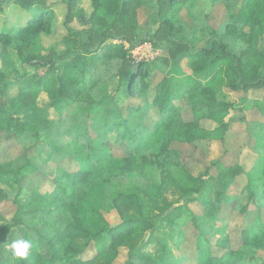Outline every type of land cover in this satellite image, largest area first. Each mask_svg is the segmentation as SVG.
Here are the masks:
<instances>
[{
    "label": "trees",
    "instance_id": "16d2710c",
    "mask_svg": "<svg viewBox=\"0 0 264 264\" xmlns=\"http://www.w3.org/2000/svg\"><path fill=\"white\" fill-rule=\"evenodd\" d=\"M77 1L0 0V14L5 26L0 29V43L9 45L14 30L18 41L17 52L26 63L42 64L51 69V63L62 62L60 74L57 73L58 68L43 74L14 73L13 85L17 90L7 104L0 102V115H5L0 131L20 134L32 123L44 122L36 106L38 93L43 89L51 105L60 114L47 139L51 147V159L58 162L65 158L69 160L68 167L57 165L55 169L53 183L54 196L58 198L56 204H51L44 194L35 189L25 191L21 187V182L28 175L29 165L12 169L0 162V179H7L17 185L19 192L16 196L26 204L24 207L16 201L11 220L0 225V249L5 237L13 230L18 232L20 238L30 239L33 243L27 258L15 259L0 254V264H90L91 260L82 258L79 255L81 250L72 243L85 238L94 242V238L98 237L106 241L114 254L119 247L127 249L128 257L124 264H155L156 261L146 252L151 240L160 245L166 257L173 259L172 246L165 235L160 231L155 232L160 225V218L164 215L177 228L176 218L185 211L183 205L193 202H200L208 217L217 216L223 205L231 200L227 190L241 167L226 166L217 161L214 162L216 176H193L181 164L179 152L170 145L174 141H195L201 132L198 121L203 116L220 119L222 131L228 130V117L234 104L219 100L218 89L227 88L235 92L264 86V51L256 50L252 43L257 32L264 33V0H224L228 7L232 1H239L235 11H229L224 34L235 32L245 45L240 52L233 51L223 35L211 28L207 31L209 37L205 44L190 50L185 30L179 26V19L161 17V13L176 5L177 0L155 1L150 17L161 24L157 29L159 33L156 31L150 36L145 35L141 42L153 40L167 45L168 55L158 59L157 67L160 70L170 58L174 64L180 60L187 62L190 69L185 84L188 90L184 93L187 100L181 109L188 108L194 119L183 120L178 102L166 87L159 85L152 104L165 116L162 129L156 134L153 132L152 139H147L149 142L146 140L136 147L130 155L121 159L116 168L104 175L106 191L96 198L90 195L92 173L96 167L91 137L87 130L68 127L67 118L78 115L83 111L82 108L91 109L100 103L96 77L100 67L115 63L117 71L125 80L127 94H140L147 90L149 74L145 70L146 63L129 58L122 43L109 42H133L137 27L136 9L141 0H89L93 9L89 15L91 26L87 29L69 25L71 11ZM58 2L66 5L65 18L59 27L65 47L61 54H57L54 49L46 53L40 49L43 46L42 39L54 32L56 19L52 5ZM161 29L168 32L164 33ZM157 34H160V39H157ZM122 65H125L123 72ZM5 83L6 76L0 69V96L6 90ZM14 102L21 105V111L14 112L11 109ZM64 136H67L65 142ZM258 165L263 169L264 154L259 156ZM169 175L175 178L180 200L184 201L173 208L162 193V185ZM260 183L264 196V176ZM255 195H249L252 204L256 203ZM3 197L0 189V199ZM95 203L106 213L114 211L119 222L107 225L100 233H92L83 221L89 206ZM247 207L248 204L242 205L241 210ZM132 209H136L137 213L127 216ZM194 218L196 216H192L191 220ZM240 233L241 245L238 250L233 251L228 246L229 235L225 231L219 233L214 248L223 249L227 254H236V264H264V259L257 256L259 250H264V220L248 224ZM207 236L200 233L195 243H208ZM181 241L176 242L175 246ZM59 245H62L61 249ZM200 260L198 264H228L224 256L212 254L210 248L205 258L200 257ZM101 264L113 263L107 260Z\"/></svg>",
    "mask_w": 264,
    "mask_h": 264
},
{
    "label": "rangeland",
    "instance_id": "374dc122",
    "mask_svg": "<svg viewBox=\"0 0 264 264\" xmlns=\"http://www.w3.org/2000/svg\"><path fill=\"white\" fill-rule=\"evenodd\" d=\"M155 1L141 0L140 6L136 9L137 27L133 42L109 40L113 44L122 43L124 49L128 51L129 58L133 57L136 61L146 63L149 88L140 94H127L124 89L123 75L117 71L115 63L110 62L107 67H100L101 70L96 76L97 89H100L98 96L100 103L97 107L87 110L82 108L83 111H80L78 115H70L67 118L68 127L79 131L87 130L91 137L92 153L96 160L90 188V195L94 198L102 196L106 191L104 175L116 168L123 157L130 155L147 139L150 141L151 136L162 129L165 116L152 104L158 86L163 85L169 90L180 109L187 100V96L184 95L188 90L185 84L190 72L187 62L180 60L178 64H174L170 58L166 64L163 63L160 70L157 67L158 59L168 55L167 45H161L153 40L141 42L145 35H152L161 26L159 21L154 22L150 17ZM177 1L171 9L161 13V17L179 19V26L185 30L184 34L188 38L190 50L205 44L209 37L207 33L209 28L221 33L233 51L240 52L245 48L235 32L224 34L225 23L229 20V11H235L239 1H232L230 7L224 0ZM52 8L55 12V29L53 34L43 37V46L40 49L46 53L54 49L57 54H61L65 45L61 41L59 27L65 18L66 5L58 2L54 3ZM92 9L93 6L89 0H78L71 11L69 25L77 29L90 28L89 15ZM4 27L0 14V29ZM161 30L164 33L168 32L165 29ZM11 34L13 38L9 45L0 43V69L6 76L4 87L6 90L0 96L2 104H7L16 93V86L13 85L16 71L43 74L58 68L57 73L60 74L62 70V62L51 63V69L45 68L42 64L26 63L17 52L18 41L14 36L15 31L13 30ZM157 39H160V34H157ZM252 43L256 50L264 51V33L257 32ZM124 67L125 65H122V72ZM218 99L234 104V109L228 117L230 125L226 132L222 131L220 119L203 116L198 121L201 132L195 141H174L170 146L179 152L181 164L193 176L202 175L204 178L216 176L217 169L214 162L217 161L226 166H240V173L227 190L231 200L223 205L215 217H208L200 202L184 204L185 211L176 218L177 228L163 215L155 232L160 231L165 235L168 244L172 246L174 257L173 259L166 257L160 245L151 240L146 247V252L156 261L155 264H198L201 261L200 257L205 258L208 248L212 254L224 256L228 264H236L238 260L236 254H227L223 249L214 248L215 241L220 236L219 233L222 231L228 233V246L236 251L241 245V230L248 224L264 220V196L260 183L264 176V166L260 169L258 165L259 156L264 154V86L235 92L220 88ZM11 106L14 112L22 110L17 102ZM36 106L39 115L45 119L44 122L32 123L20 134L0 131V162L12 169L24 164L29 165L28 175L21 182V187L25 191L35 189L44 194L51 204H56L58 198L54 196L53 183L55 169L57 165L68 167L69 160L65 158L58 162L51 159V147L47 144V139L51 136V127L57 122L60 114L51 105V100L43 89L38 93ZM181 117L186 121L194 119L188 108L181 109ZM4 121L5 115H0V126ZM63 141H67V136L63 137ZM0 189L4 195L0 199L1 225L11 220L16 210V201L24 207L26 204L22 198L16 196L19 187L12 181L1 178ZM162 193L167 201L172 203L171 208L184 202L180 200V192L172 175H169L162 185ZM251 193L256 194L255 204L250 202ZM245 204H248V207L241 210V206ZM136 213L137 210L132 209L127 216H134ZM192 216H196V219L191 220ZM118 222L119 219L114 211L106 213L95 203L94 206L93 204L89 206L83 224L95 233L104 231L107 225ZM200 233L208 235V243L202 242L200 245L195 243ZM147 237L148 235L145 239ZM15 238H20L16 230L5 237L0 249L1 256H11L6 250V242ZM181 239L182 241L176 247L175 243ZM72 245L81 250L79 255L82 258L91 260L90 264H101L107 260L113 264H124L128 257L125 247L117 248L114 254L106 241L99 237L94 238V242L88 238L76 239ZM58 248L61 249L62 245ZM257 256L264 259V250H259ZM171 260L176 263H172Z\"/></svg>",
    "mask_w": 264,
    "mask_h": 264
},
{
    "label": "clouds",
    "instance_id": "9594fccd",
    "mask_svg": "<svg viewBox=\"0 0 264 264\" xmlns=\"http://www.w3.org/2000/svg\"><path fill=\"white\" fill-rule=\"evenodd\" d=\"M32 247V241L26 238H15L6 242V250L15 259L27 258Z\"/></svg>",
    "mask_w": 264,
    "mask_h": 264
},
{
    "label": "water",
    "instance_id": "95a60500",
    "mask_svg": "<svg viewBox=\"0 0 264 264\" xmlns=\"http://www.w3.org/2000/svg\"><path fill=\"white\" fill-rule=\"evenodd\" d=\"M147 235H148V233H147Z\"/></svg>",
    "mask_w": 264,
    "mask_h": 264
}]
</instances>
